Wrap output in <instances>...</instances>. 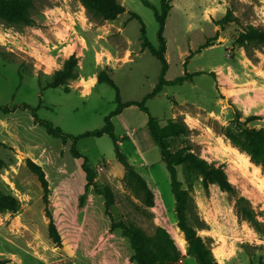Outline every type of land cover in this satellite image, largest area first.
Instances as JSON below:
<instances>
[{
  "label": "rangeland",
  "instance_id": "1",
  "mask_svg": "<svg viewBox=\"0 0 264 264\" xmlns=\"http://www.w3.org/2000/svg\"><path fill=\"white\" fill-rule=\"evenodd\" d=\"M31 1V24L0 20V106L38 107L40 118L79 135L102 128L104 117L117 106L115 88L107 81L93 87L90 76H110L123 101H141L153 90L161 62L142 49L141 23L131 18V12L142 18L154 46L159 45L158 22L142 0H121L126 11L113 22L122 28L120 36L112 22L92 17L77 0ZM149 1L161 9V0ZM249 25L264 29V0H172L164 31L166 78L174 79L186 70L202 74L168 85L146 101L149 113L162 126L174 122L186 127L170 139L171 150L191 151L211 166L223 168L261 223L256 230L237 214L235 196L216 183L205 187L197 171L178 166L177 177L191 197L190 221L203 225L198 234L211 244L220 264H256L260 257L264 264V172L230 138L240 137L238 120L244 122L251 115L260 118L246 126L264 128V44L250 45L248 56L235 42ZM206 41L211 46H205ZM129 47L136 53L134 60L123 62V51ZM71 55L78 58L77 78L69 81L67 91L65 86L47 88ZM76 149L95 169L104 167L95 181L114 192L115 203L108 210L102 195L92 188L82 189V159L71 154V140L48 134L30 109L0 113V191L19 201L17 211L0 212V264H114V260L124 264L133 250L120 229H110L112 221L134 223L148 234L162 226L181 251L176 264H198L194 256H187V241L184 248L178 243L175 231L185 236L173 203L169 213L159 214L158 209L144 208L125 185L109 135L79 139ZM151 152L161 156L159 148ZM28 159L43 168L48 180L59 245L49 236L44 190L27 167ZM161 163L170 176L165 162ZM167 191L173 202L171 184Z\"/></svg>",
  "mask_w": 264,
  "mask_h": 264
},
{
  "label": "trees",
  "instance_id": "2",
  "mask_svg": "<svg viewBox=\"0 0 264 264\" xmlns=\"http://www.w3.org/2000/svg\"><path fill=\"white\" fill-rule=\"evenodd\" d=\"M85 7L86 11L92 16L101 21H114L126 11L121 0H77ZM143 3L152 8L156 21L158 22V41L159 45L154 46L147 37L146 26L142 18L134 12H131V18H136L140 21V38L142 49H148L161 62V71L153 90L147 93L141 101L128 100L123 101L120 96V90L110 76L100 73L98 76V83L107 81L116 90L115 101L117 106L109 114L104 117V126L99 129L86 131L79 135L65 133L62 128L52 125L49 121L38 116V107H32L27 103L0 106V113L8 114L14 112L18 108L30 109L32 116L37 124L43 126L47 133L58 138H62L64 142L71 140V154L75 158H81V167L86 175L85 191L90 188L97 195H102L105 199V206L107 210L114 205L115 195L112 188L108 185L100 186L95 178L97 176V169H95L86 158V155L76 149V143L79 139L96 136L101 137L105 134L109 135L113 142L115 157L124 167L123 181L125 185L130 188L133 193L140 199L144 208L150 209L154 206V194L147 185L144 178L135 170L134 166L129 162L126 155L120 150L119 140L114 131V123L112 118L128 106L136 105L142 111L148 114V128L156 145L158 146L162 159L168 169L172 192L175 198L174 211L177 217V225L184 233L187 241V255L194 256L198 264H220L213 253V248L204 237L198 234V229H202L203 225L193 224L190 221V194L189 191L183 188L182 182L177 177V167L185 164L192 170L197 171L203 178L205 187L209 183H216L223 191L235 196V208L240 218L247 220L256 230H260L261 223L256 217V213L252 208L250 201L240 194H238L235 186L229 181L225 170L221 167L211 166L204 159H201L191 151L171 150L170 139L185 132L186 127L182 123L171 122L162 126L160 121L149 113L146 101L159 93L164 87L172 84L183 83L192 79L196 75L202 74L201 71L190 73L187 70L181 76L174 79H167L166 73L169 69V64L166 58L167 42L164 37L166 27V20L172 8V0H161V9L155 7L149 0H142ZM31 0H0V20L11 25H28L32 23L31 17ZM227 18V17H226ZM218 21L216 24H221L224 20ZM236 44L243 47L248 56L249 46H258L264 44V29L249 25L240 32L236 38ZM205 46H211L209 41H206ZM189 58V57H188ZM78 58L71 55L65 60L61 69L55 71L53 79L46 83L47 88L61 87L66 91L70 80L76 79ZM239 116L237 115V118ZM260 118L257 115L248 116L244 122H239L241 130L239 138L231 135L232 141L238 145L243 151L248 153L251 159L260 165L264 172V128H255L246 126L248 122ZM27 167L35 174L43 187V202L45 205V213L49 218L48 231L49 236L57 245L61 244V237L57 230L53 219L49 204V183L45 176L43 168L33 162L31 159L27 160ZM19 201L12 194H6L0 191V212L18 210ZM111 230L120 229L124 237L129 239L133 253L131 260L136 264H176L181 257V251L176 245L174 239L168 230L162 226H157L153 234H148L142 227L134 223H124L123 221H112ZM256 264H263L262 257Z\"/></svg>",
  "mask_w": 264,
  "mask_h": 264
},
{
  "label": "crops",
  "instance_id": "3",
  "mask_svg": "<svg viewBox=\"0 0 264 264\" xmlns=\"http://www.w3.org/2000/svg\"><path fill=\"white\" fill-rule=\"evenodd\" d=\"M117 20L118 18L114 21L109 22H112L111 25H114V27L118 29V32H120L118 35L120 36L122 33V28L120 27V25L113 23ZM122 41L124 43H128V40ZM134 54L136 53L133 49H131L130 47L126 48L123 51V62H132L134 60ZM90 80H95V85L93 86L95 87L98 83L97 76H90ZM227 96L233 97L234 95L232 93H229V95ZM112 121L114 123L115 134L119 140L120 150L126 155L127 159L134 166L135 170L144 178L147 185L154 194L155 204L153 207H151V209H153L154 211L155 209L160 210L159 214H163L165 212L169 213V204L173 203L174 211V195L173 202H169L171 197L167 191V187L169 186V184H171L170 176H168V174L164 171L162 167L161 162H164L162 156L157 157L155 153L151 152L153 149L158 148V146L156 145L153 137L151 136L147 125L148 114L142 111L138 106L131 105L124 108L122 112L118 115L114 116L112 118ZM79 168L82 175L80 183L82 185V189L85 191L86 175L81 165H79ZM116 168L124 174L123 166H119ZM187 256L189 257V255ZM113 263L117 264L116 260H114ZM124 264L136 263L127 258Z\"/></svg>",
  "mask_w": 264,
  "mask_h": 264
},
{
  "label": "bare ground",
  "instance_id": "4",
  "mask_svg": "<svg viewBox=\"0 0 264 264\" xmlns=\"http://www.w3.org/2000/svg\"><path fill=\"white\" fill-rule=\"evenodd\" d=\"M92 81V80H91ZM91 88V87H89ZM176 236L178 238V243L179 245L184 248L185 247V243H186V239L184 237H182V235L180 234V232L178 230L175 231Z\"/></svg>",
  "mask_w": 264,
  "mask_h": 264
},
{
  "label": "built area",
  "instance_id": "5",
  "mask_svg": "<svg viewBox=\"0 0 264 264\" xmlns=\"http://www.w3.org/2000/svg\"><path fill=\"white\" fill-rule=\"evenodd\" d=\"M104 170V167L103 166H99L98 168H97V172H99V171H103ZM180 261H182V260H180Z\"/></svg>",
  "mask_w": 264,
  "mask_h": 264
}]
</instances>
